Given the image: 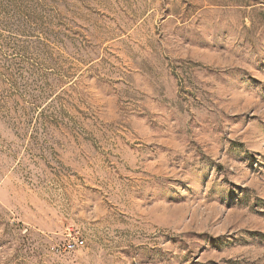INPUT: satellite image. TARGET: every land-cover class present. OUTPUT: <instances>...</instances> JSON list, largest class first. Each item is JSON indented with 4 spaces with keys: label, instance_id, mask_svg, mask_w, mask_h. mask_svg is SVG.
Returning a JSON list of instances; mask_svg holds the SVG:
<instances>
[{
    "label": "rangeland",
    "instance_id": "rangeland-1",
    "mask_svg": "<svg viewBox=\"0 0 264 264\" xmlns=\"http://www.w3.org/2000/svg\"><path fill=\"white\" fill-rule=\"evenodd\" d=\"M0 264H264V0H0Z\"/></svg>",
    "mask_w": 264,
    "mask_h": 264
},
{
    "label": "built area",
    "instance_id": "built-area-1",
    "mask_svg": "<svg viewBox=\"0 0 264 264\" xmlns=\"http://www.w3.org/2000/svg\"><path fill=\"white\" fill-rule=\"evenodd\" d=\"M83 245V241L80 239L66 240L61 247L57 246L58 251L62 252H74L78 247Z\"/></svg>",
    "mask_w": 264,
    "mask_h": 264
}]
</instances>
